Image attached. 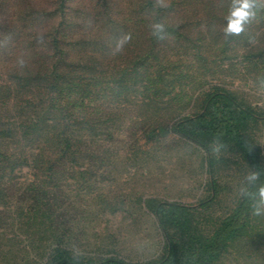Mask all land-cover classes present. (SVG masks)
I'll return each instance as SVG.
<instances>
[{"label": "rangeland", "instance_id": "obj_1", "mask_svg": "<svg viewBox=\"0 0 264 264\" xmlns=\"http://www.w3.org/2000/svg\"><path fill=\"white\" fill-rule=\"evenodd\" d=\"M250 3L229 35L239 0H0V264L158 262L177 233L156 203L212 236L255 170L174 126L226 91L259 118L243 135L264 166V0ZM212 264H264V214Z\"/></svg>", "mask_w": 264, "mask_h": 264}, {"label": "trees", "instance_id": "obj_2", "mask_svg": "<svg viewBox=\"0 0 264 264\" xmlns=\"http://www.w3.org/2000/svg\"><path fill=\"white\" fill-rule=\"evenodd\" d=\"M259 118L248 107L239 104L234 96L222 90L210 93L205 101L203 111L191 118L176 123L174 133L197 143L223 141L230 143L255 172L259 179L249 185L247 192L230 216L224 219L214 230L211 237L198 235L193 231V209L178 204L154 205V213L164 231L172 228L177 238H169L166 255L163 259L152 264H212L220 253L235 242L245 231L250 220V213L259 195L258 190L264 186V166L259 155L249 146L243 129L252 121ZM34 129L39 121H30ZM38 130V129H37ZM35 130V131H37ZM9 128L1 131L0 137L10 138ZM0 157L9 161V155L3 153ZM212 162V159H209ZM54 264H131L119 257H107L99 261H85L72 256H58Z\"/></svg>", "mask_w": 264, "mask_h": 264}, {"label": "clouds", "instance_id": "obj_3", "mask_svg": "<svg viewBox=\"0 0 264 264\" xmlns=\"http://www.w3.org/2000/svg\"><path fill=\"white\" fill-rule=\"evenodd\" d=\"M240 6L236 8L231 13V18L229 19L228 26L226 29V34H239L243 31V25L248 20L250 14L249 9L251 8L250 0H239ZM154 35H157L159 39H164V26L163 24H155L152 25ZM130 39V37H124L123 40L118 43L117 51L120 50L122 43L126 40ZM21 65H23V61H20ZM218 151V149H216ZM259 172H252L250 175L246 176V181L249 184L254 183L259 179ZM259 200L256 205H254L253 214L261 215L264 214V186H261L258 190Z\"/></svg>", "mask_w": 264, "mask_h": 264}]
</instances>
